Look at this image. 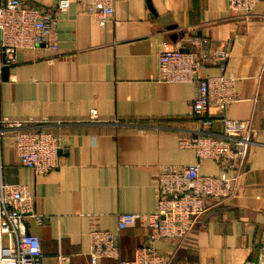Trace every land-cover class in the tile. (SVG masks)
Wrapping results in <instances>:
<instances>
[{
    "label": "crops",
    "instance_id": "1",
    "mask_svg": "<svg viewBox=\"0 0 264 264\" xmlns=\"http://www.w3.org/2000/svg\"><path fill=\"white\" fill-rule=\"evenodd\" d=\"M26 1L55 18L59 49L21 50L13 66L0 67V117L47 121L68 149L59 153L57 169L38 176L20 165L7 138L0 178L35 196L44 222L29 221V232L40 237L42 264H62L60 256L63 264H90L91 230L117 234L121 214L153 213L160 169L198 163L196 151L181 146L200 128L190 116L196 86L157 79L165 44L188 52L185 37L231 49L227 75L239 98L226 114L252 121L254 143L236 197L211 201L185 241L160 239L154 248L171 264H257L264 234V1L243 19L230 12L228 0H115L104 27L75 3L63 12L61 0ZM219 74L213 64L201 72ZM208 131L224 134L220 122ZM199 170L220 174L211 160ZM120 234V260L130 261L151 230L136 222Z\"/></svg>",
    "mask_w": 264,
    "mask_h": 264
},
{
    "label": "built area",
    "instance_id": "2",
    "mask_svg": "<svg viewBox=\"0 0 264 264\" xmlns=\"http://www.w3.org/2000/svg\"><path fill=\"white\" fill-rule=\"evenodd\" d=\"M264 0H228V7L237 17L249 19ZM75 3L94 16L104 27L114 15L115 0H61L58 9L65 12ZM55 18L41 7L30 6L26 0H0V67L16 63L21 50L44 46L57 51ZM190 45L188 52L172 49L165 44L159 54L157 79L165 83H191L196 93L190 116L200 128L183 138L181 146L196 151L198 163L186 167H162L156 179L157 203L149 215L124 213L119 216L118 233L93 229L90 264H100L102 259L120 261L119 264H171V258L154 248L160 239L185 241L197 222L211 208L236 197L240 179L255 131L250 120L230 119L227 109L238 100L235 79L227 75L231 58L228 46H215L207 38L185 37ZM217 65L220 74L201 76L209 65ZM95 121H98L97 117ZM45 123L47 121H44ZM216 122L223 128V136L211 130ZM26 119L0 117V177L2 173V144L12 139L15 153L22 167L35 175H47L59 166V153L67 145L51 130ZM211 160L220 168L217 176L201 175L200 162ZM35 196L25 185H8L0 178V264H42L43 252L38 235L29 232V221L43 224V216L35 211ZM145 224L151 234L146 245L136 251L135 258L121 261L119 239L121 232L131 224ZM7 239V246L4 245ZM67 259L60 256L63 264Z\"/></svg>",
    "mask_w": 264,
    "mask_h": 264
},
{
    "label": "rangeland",
    "instance_id": "3",
    "mask_svg": "<svg viewBox=\"0 0 264 264\" xmlns=\"http://www.w3.org/2000/svg\"><path fill=\"white\" fill-rule=\"evenodd\" d=\"M257 264H264V234L262 236L261 242L259 244V249L257 251Z\"/></svg>",
    "mask_w": 264,
    "mask_h": 264
},
{
    "label": "water",
    "instance_id": "4",
    "mask_svg": "<svg viewBox=\"0 0 264 264\" xmlns=\"http://www.w3.org/2000/svg\"><path fill=\"white\" fill-rule=\"evenodd\" d=\"M182 51H185V50H182ZM186 52H187V50H186ZM6 69H8V67H5Z\"/></svg>",
    "mask_w": 264,
    "mask_h": 264
}]
</instances>
